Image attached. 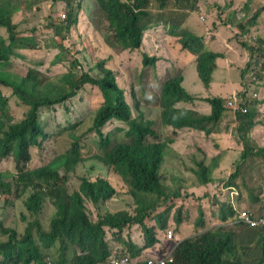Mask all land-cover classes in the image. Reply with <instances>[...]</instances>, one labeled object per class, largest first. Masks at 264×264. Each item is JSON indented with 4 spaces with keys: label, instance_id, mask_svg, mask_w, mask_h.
Masks as SVG:
<instances>
[{
    "label": "trees",
    "instance_id": "trees-1",
    "mask_svg": "<svg viewBox=\"0 0 264 264\" xmlns=\"http://www.w3.org/2000/svg\"><path fill=\"white\" fill-rule=\"evenodd\" d=\"M55 1L63 2L67 12L64 19L51 13V22L46 26L51 32L45 35L37 33V29L20 30L13 24L19 1L0 0V29L4 30L0 34V66L13 59L15 49L23 53L17 57L26 63L25 74L0 72V158H12L14 162V167L0 170V207L20 201L28 213L23 214L27 223L23 234L0 220V264H46V256L52 251L58 253L54 264H104L113 249L136 259L156 242V231L161 230L166 237L171 225L176 227L172 233L179 239L169 250L172 261L167 264H264V222L257 226L237 223L238 210L230 202L234 196L235 201H243L249 212L264 204V145L249 139L257 140L253 131L264 132V38H253L250 30L264 6L256 9L246 24L236 26L241 33L237 41L248 50L249 62L219 71L216 51L205 48L199 35L181 30L184 21L199 9L200 0H95L93 23H97L99 34L95 33L94 39L106 50H137L144 31L161 27L178 38L182 50L194 56L190 66H195L204 86L216 71L224 78L239 75L229 90L240 88L238 101L246 111L238 110L236 119H225L227 113L235 111L223 97L203 98L202 112L196 105L186 103L193 98L185 94L180 67H174L171 75L160 81L157 91L142 77L129 85L126 96L106 64L114 61L113 55L98 56L92 40L84 39L81 29L76 30L82 0ZM254 3L255 0H245L244 8ZM235 18L234 15L230 19L232 26ZM44 36L49 38L42 42ZM76 36L83 46L81 50L76 48ZM105 58L109 60L106 62ZM255 59L261 62L263 75L251 63ZM153 63L144 56L143 66L154 69ZM45 69L55 74L46 76ZM86 87L97 88L102 98L89 125L71 116V104ZM178 101L184 103L176 107ZM18 107L22 108L19 118ZM61 111L70 116L63 125L57 123ZM43 112L49 113L47 117H43ZM224 121L235 124L230 133L234 131L238 148H230L223 141V133L230 131L223 130ZM111 123L116 125L105 132ZM192 135L203 138L201 149L205 145L214 149L212 153L204 149L201 161L194 155L198 151L185 154L196 162V168L172 146L179 138L192 141L193 138H186ZM49 142L56 153L48 149L43 163L30 167L35 149H47L44 144ZM229 150L237 154L231 155L233 169L223 176L221 186H216L214 194L224 199L220 205L212 200L207 209L198 203L195 220L187 223L185 207H178L181 215H169V223L165 220L159 228L147 224L148 219H155L153 210L168 207V203L171 209L181 200L177 190L189 178L183 169L195 174V184H203L222 173V169L214 172V168ZM167 151L179 163L170 172L163 169ZM86 165L96 171L93 178L87 169L79 172L78 167ZM74 175L80 178L76 186L73 181L67 183ZM111 177L126 184L125 193L133 203L128 201L127 207L116 210L106 209V201L115 194ZM48 200L55 214L49 229L44 230L39 213ZM86 200L93 209L85 207ZM94 210L95 219L91 216ZM259 216L264 213H252V217ZM212 220L217 223L212 225ZM136 224L144 236L140 247L125 237L126 231ZM235 224L240 226L229 228ZM184 225L190 226L196 236H182ZM107 231L111 232L110 238L106 237ZM236 245H247L248 263Z\"/></svg>",
    "mask_w": 264,
    "mask_h": 264
},
{
    "label": "rangeland",
    "instance_id": "rangeland-1",
    "mask_svg": "<svg viewBox=\"0 0 264 264\" xmlns=\"http://www.w3.org/2000/svg\"><path fill=\"white\" fill-rule=\"evenodd\" d=\"M19 10L15 13L13 24L19 26L20 30H33L37 29V33L48 35L51 30H47L46 26L51 22L52 17L50 16L52 12L57 13V17H62L63 14L67 12L66 6L63 2L55 1V0H18ZM245 0H200L199 9L193 12L189 18L184 21L183 26L181 27L182 31H189L194 34L199 35L203 38L204 47L207 49H212L216 51L218 54L215 62L216 67L219 69H223V67H231L236 68V65H242L244 63H248L250 55L246 47L241 45L237 38H241L240 29L236 26L237 24H246V22L250 19L251 15L254 11L262 6H264V0H255L254 4H248L244 8ZM96 1L95 0H82L80 5V10L78 12V20L76 24V30L81 29V35H84L85 38H90L92 40V45L95 53L98 56L100 54L107 56L113 55L112 62L106 63L109 65L118 82L123 87L126 96L129 93V85L135 83L139 78L148 79L153 88L157 91V88L160 86V81L166 76L171 75L172 69L174 67H180L183 71V82L182 86L185 89V94L189 97L193 98L191 103L186 102L189 106L196 105L199 111H203L205 109L203 98L207 97H223L227 101L231 102L233 105H240L238 102V90H235V86L230 89V87L240 79L239 75H235L230 78H224L217 71L212 74V78L208 82L206 86L200 81L198 74L195 70V66H190V63L193 62L194 56L188 51L182 50L181 45L178 42V38L171 36L166 33L161 27L155 30H148L144 34V38L142 39L141 47L136 51L125 52L120 55H114L112 51L106 50L103 45H100L94 39L95 32L98 33L94 25L93 20H95V12H96ZM235 15V19L233 22V26L230 23V19ZM219 17H223L225 19H221L219 21ZM61 19H64L63 17ZM216 23V24H215ZM101 29H99L100 31ZM251 35L253 38L263 37L264 38V11L258 16L256 19V24L251 27ZM103 34H106L105 28L102 26ZM18 33V32H17ZM0 34H4V30L0 29ZM99 34V33H98ZM232 34H236L231 37ZM1 37V36H0ZM83 37V36H82ZM48 36H44L42 38V42L48 40ZM232 39V40H231ZM76 48L81 50L83 46L78 41V37L76 36ZM78 42V44H77ZM41 43V42H40ZM13 59L5 63L1 64L0 72H14L19 75L25 74L26 63L23 62V59L17 57V55L23 54L19 51L13 52ZM93 56V54H91ZM147 55V56H146ZM16 56V58H15ZM149 57L151 60H154L153 68L149 66H143V58ZM63 57L66 55L63 54ZM106 62L109 60L105 58ZM252 64H254V68L257 72L262 74L261 70V62L258 60H251ZM244 68V67H242ZM46 76L52 77L55 73L47 72L46 69L43 70ZM159 73V76L157 77ZM123 74V75H122ZM263 75V74H262ZM160 90V88H159ZM8 93V92H6ZM237 98V99H236ZM102 102L101 95L97 88L86 87L83 91H81L77 97L74 99L73 104H71L73 111L71 112V116L75 117L78 120L83 121L84 125L90 124V118L93 115L94 111L100 106ZM228 102V104H229ZM184 103L183 101L176 102V107H180V105ZM21 109L18 107L19 115H21ZM196 109V108H195ZM44 118L47 117V112H43ZM233 115V116H232ZM232 115L228 114L225 116V119L234 117L236 119L237 112H232ZM68 114H64L63 111L60 112V118L57 120V123L64 124V119H69ZM116 123H111L105 128L106 131H110L114 128ZM235 126V124L224 121L222 128L224 131L230 129V131L223 133L222 139L225 143L229 144L230 148H238L236 142L233 139L234 131L232 133L231 130ZM118 134H122V132H118ZM252 135L257 139L253 140V138H249L253 143H258L259 145H264V132L261 130L253 131ZM186 138H193L192 141L184 140L180 141L179 139L172 145L173 148L181 155L184 156V160L186 163L193 165L194 168L197 167L196 162L191 160L189 157L185 156V154H189L191 151L197 152L194 153L195 158L201 161L204 149H208L209 153H212L214 149L210 147V145H205L203 149L200 147L203 146L204 140L201 136L192 135ZM47 149H35L34 157L30 162V167H37L43 163V156L47 153L48 149H50L51 153L55 154L56 150L51 142L44 144ZM199 146V147H196ZM49 154V153H48ZM237 154L234 150L227 151L221 160L217 163L214 168V172L222 169V173L215 177V179H210L207 182H203V184H195V174L192 173L191 170L183 169L188 174V180L177 190L178 194L181 196V200H177V203L174 206H171L168 203L163 209L159 208L153 210L151 214L155 216V219H148L146 222L151 226L156 224V227L159 228L160 224L165 220L169 223L168 216L169 215H181L179 214L177 208L185 207L184 212V222L195 220L198 203H201L202 206L207 208L209 203L214 200L217 204L223 202V197L216 196L214 193L217 192L216 186H221V181L226 174L230 173L233 169L234 164L232 163V156ZM166 160L163 163V169L165 171H171L179 167V163L176 159H173L170 151L165 153ZM12 158L10 161L6 158H0V170L8 169L14 167L12 165ZM182 165V162H180ZM85 169L88 170L90 177H94V173L96 172L94 169H91L89 165L78 167L80 173L85 172ZM60 170H62L60 168ZM183 170L181 173H183ZM220 178V179H218ZM80 178L78 176H72V178L67 182L70 184L73 181V186L77 185V182ZM113 187L115 188V194L112 198L106 201V209L108 210H116L122 207H127V202L133 203L132 199H130L126 195V184L118 181L116 178L111 177ZM172 186V183L169 184ZM264 185V182H263ZM173 187V186H172ZM264 188L261 189V191ZM214 194V195H213ZM235 197L232 196L230 199L231 204L238 211L247 210L243 206V201L237 202L234 200ZM185 205V206H184ZM85 207L90 210L93 209V205L89 201H85ZM131 209V206H130ZM170 209V211H169ZM208 209V208H207ZM53 206L48 200L39 213V220L41 221L43 228L48 226L52 218ZM211 211H208V215ZM249 212V211H248ZM96 211L94 210L91 213L93 219L96 218L94 216ZM182 213V212H181ZM252 216V213L255 214H263L264 213V204L259 205L255 208H251L249 212ZM23 214L28 216L25 208L23 207L20 201H16L13 204H9L7 206L0 207V220L4 223L5 226L14 227L18 230L20 234L25 232V228L27 223L23 218ZM186 214V215H185ZM151 218V215L149 216ZM215 219L214 217H211ZM212 220L211 224L215 225L217 221ZM237 223L239 220H236ZM242 224V223H241ZM148 225V226H150ZM235 224L230 226V229L237 228ZM169 226H167L168 228ZM241 227H243L241 225ZM170 228V227H169ZM172 232L175 234L176 227L171 225ZM45 230V229H44ZM140 226L134 225L131 229H128L127 232H135L139 231ZM182 236H196L190 226H183L181 229ZM171 239H167L165 234L161 231H157V240L150 247L143 250L144 257L145 256H156L162 252L169 251L178 241L175 238V235ZM107 238L111 237V232L107 231ZM37 237V236H36ZM137 245H141L144 242V238H142L141 234H136L133 238ZM115 245H117V241H113ZM237 246V245H236ZM247 246V245H246ZM238 247L237 249L240 252L241 257L247 263L250 261V257L246 255L247 248ZM53 255V254H52ZM233 260V257L231 258ZM245 264V263H244Z\"/></svg>",
    "mask_w": 264,
    "mask_h": 264
},
{
    "label": "built area",
    "instance_id": "built-area-1",
    "mask_svg": "<svg viewBox=\"0 0 264 264\" xmlns=\"http://www.w3.org/2000/svg\"><path fill=\"white\" fill-rule=\"evenodd\" d=\"M237 216H238L239 222L245 225L257 226V224L264 222V216L253 218L251 217V215L249 214L247 210L239 211ZM172 235H173L172 230L168 229L166 232V237L170 239L172 238ZM144 261L146 264H167L168 262L172 261V256L170 255V252L168 251L165 254L160 255L158 257H149L145 259ZM110 264H136V263L132 262L127 255L121 254V256L120 255L113 256Z\"/></svg>",
    "mask_w": 264,
    "mask_h": 264
},
{
    "label": "clouds",
    "instance_id": "clouds-1",
    "mask_svg": "<svg viewBox=\"0 0 264 264\" xmlns=\"http://www.w3.org/2000/svg\"><path fill=\"white\" fill-rule=\"evenodd\" d=\"M153 8V6L151 7V9ZM64 15V14H63ZM63 18H64V16H62ZM148 30H151V28L150 29H147L146 31H148ZM146 31H144V33H143V37H142V39L144 38V34H145V32ZM96 33V32H95ZM141 47V46H140ZM108 50H110V51H112L113 52V54L114 55H120V54H122V53H125V52H132V51H122V52H120V53H117L115 50H112V49H110V48H108ZM16 51V49L14 50V52ZM133 51H136V50H133ZM147 56V55H146ZM11 72V71H10ZM3 89V88H2ZM4 92H5V94H7V95H9L10 94V91H8V90H4ZM6 92H8V93H6ZM237 99V98H236ZM238 100V99H237ZM239 102V101H238ZM232 109H233V111H235V112H237L238 110H242V112H245L246 110L243 108L242 109V106H241V104L240 105H233L231 102H229V104H228ZM229 113H227L226 115H228ZM230 115H232V113H230ZM233 116V115H232ZM239 212V211H238ZM237 212V213H238ZM53 214H55V212L53 211L52 212V216H53ZM250 214V213H249ZM252 217V216H251ZM260 217V216H259ZM253 218H258V217H253ZM237 219H238V216H237ZM26 221V220H25ZM150 222V224H152L151 223V220L149 221ZM49 225H50V222L48 223V226L47 227H45L44 229L45 230H48L49 229ZM136 225H138V226H140L139 224H136ZM134 226V225H133ZM140 230H141V233H142V235H143V232H142V229H141V226H140ZM157 232V231H156ZM107 234V233H106ZM107 237V236H106ZM143 238H144V236H143ZM171 239V238H170ZM144 244V243H143ZM142 244V245H143ZM122 245H123V247H124V244L122 243ZM142 245H140V246H142ZM135 246H139V245H135ZM139 246V247H140ZM148 248V247H147ZM146 249V248H145ZM144 250V249H143ZM143 250H142V252L140 253V256L138 257V258H136V259H133V258H131V256H130V254H125V255H127L129 258H130V260L132 261V262H135L136 264H146L145 263V259H147V258H149V257H158V256H160V255H163V254H159V255H156V256H145L144 257V253H143ZM166 252H168V251H165V252H162V253H166ZM170 252V251H169ZM53 254V255H52ZM77 254H78V252H77ZM58 255V253L56 252V251H52L51 252V254L49 255V256H46V259H45V262H46V264H54L53 263V258H55L56 256ZM118 255H120L121 256V254H117L116 253V251H115V249H113V252H112V254L110 255V257H109V259H108V261L106 262V263H104V264H110L111 263V259H112V257L113 256H118ZM33 263V262H32ZM169 263V262H168Z\"/></svg>",
    "mask_w": 264,
    "mask_h": 264
},
{
    "label": "crops",
    "instance_id": "crops-1",
    "mask_svg": "<svg viewBox=\"0 0 264 264\" xmlns=\"http://www.w3.org/2000/svg\"><path fill=\"white\" fill-rule=\"evenodd\" d=\"M132 227H133V226H132ZM132 227H131V228H132ZM131 228H130V229H131ZM126 232H127V231H126ZM137 233L142 235L141 230H139V231H135V232H127L126 235H125V237H126V238H130V239L133 241V243H134L135 245H137L136 242H135V240L133 239L134 236H135ZM142 238H143V235H142ZM117 243H118V242H117ZM122 243H123V242H122ZM143 243H144V242H143ZM141 245H142V244H141ZM139 246H140V245H139Z\"/></svg>",
    "mask_w": 264,
    "mask_h": 264
}]
</instances>
